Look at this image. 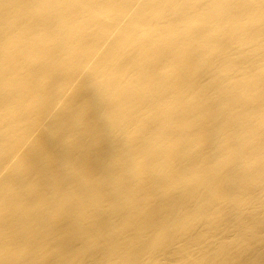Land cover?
<instances>
[{"label":"bare ground","instance_id":"bare-ground-1","mask_svg":"<svg viewBox=\"0 0 264 264\" xmlns=\"http://www.w3.org/2000/svg\"><path fill=\"white\" fill-rule=\"evenodd\" d=\"M0 264H264V0H0Z\"/></svg>","mask_w":264,"mask_h":264}]
</instances>
